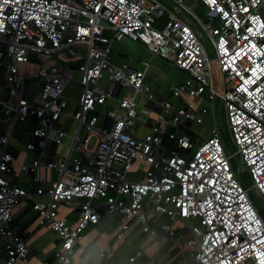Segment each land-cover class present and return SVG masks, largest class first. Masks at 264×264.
Returning <instances> with one entry per match:
<instances>
[{
    "label": "built area",
    "instance_id": "1",
    "mask_svg": "<svg viewBox=\"0 0 264 264\" xmlns=\"http://www.w3.org/2000/svg\"><path fill=\"white\" fill-rule=\"evenodd\" d=\"M125 37L186 74L170 97L154 94L149 63L113 62V46ZM31 81L38 91L27 88ZM1 84L4 264L31 255L23 233L10 228L23 201L59 240L54 261L41 264H73L78 252L108 264L114 248L93 253L83 244L100 211L121 218L117 241L136 223L148 239L168 241L183 264H264V219L250 197L255 191L264 202V0H0ZM217 100L234 154L224 146ZM18 125H33L24 144ZM68 137L65 159L48 156L49 144ZM12 145L38 153L19 173ZM235 157L252 187L241 184ZM62 204L76 211L75 225L61 217ZM155 216L164 220L153 223ZM142 257L139 250L120 264Z\"/></svg>",
    "mask_w": 264,
    "mask_h": 264
},
{
    "label": "crops",
    "instance_id": "2",
    "mask_svg": "<svg viewBox=\"0 0 264 264\" xmlns=\"http://www.w3.org/2000/svg\"><path fill=\"white\" fill-rule=\"evenodd\" d=\"M66 1L69 2V0ZM74 1L75 4H79L81 2V0ZM141 45L143 48L138 54H130L122 45H119V43L115 44L113 47L115 48L117 54L114 55L113 62L115 64H123L127 62L130 63V65H132L133 67L139 69L143 68L144 63H149L150 66L148 68L147 82L152 86L154 94L158 98L170 97L171 89H166L167 84H171V86L173 87L184 82L187 78L186 74H170L166 72L165 67L167 64L166 62H164V59L150 52L149 49L143 44ZM33 61L36 63L40 62L38 58ZM171 70L178 71L173 68H171ZM153 78L154 81L151 82V79ZM75 83L78 87L79 81H76ZM0 88V90L6 94V84H1ZM2 88H5V90H2ZM27 88L31 92L38 91L33 81L27 83ZM76 90L78 94L79 92L81 93L80 88H75V91ZM33 101L37 102V100L34 98ZM75 126V124L71 125L68 130L69 134L72 135ZM32 127L33 125H18L15 130V138L20 140V142L24 144L26 132L28 130H31ZM70 144L71 139L68 137L65 140V145L55 146L53 144H49L46 152L48 156L65 159L68 153V145ZM9 151L16 157L14 167L16 172L18 173L20 172L22 165H24L25 163H30L38 156V153L36 152L28 154V152L22 145H12L10 146ZM44 173L46 174V177L50 179L53 178L52 175L48 174V172ZM29 180V177L24 176L21 185L24 186V188H27ZM12 181L14 182V180ZM60 215L70 224H76L77 213L75 210H70L64 204H62L60 208ZM100 216V225L85 232L83 244L87 246V248L93 253L95 252V250L104 251L108 247L114 248V253L108 259V264H120L122 261L134 255L139 250L143 252V257L140 259L139 264L150 259H155L156 264H183V262L178 261L177 257H175V255L173 254V250L168 241L148 239L147 236L143 234L141 227L136 223L132 224L131 230L124 240L117 241L116 234L122 222L121 218L109 217L105 214L104 211H100ZM159 219L160 221L164 220L162 218ZM159 219L157 218V216H155L151 218V221L154 223L155 221H159ZM182 226L183 224L181 222L176 224L177 228H180ZM10 228L16 230L19 233H23L25 240L31 250L30 258L24 264H41L42 260L54 261L55 252L59 246L58 237L49 228L39 225L38 216L31 210L29 202L23 201L15 209L14 218L10 224ZM5 258V253L0 252V264L5 263ZM73 264H94V262L90 259H85L83 253L78 252L73 258Z\"/></svg>",
    "mask_w": 264,
    "mask_h": 264
},
{
    "label": "rangeland",
    "instance_id": "3",
    "mask_svg": "<svg viewBox=\"0 0 264 264\" xmlns=\"http://www.w3.org/2000/svg\"><path fill=\"white\" fill-rule=\"evenodd\" d=\"M69 2L72 3V4H75L74 0H69ZM192 19H193L194 22L197 23V25L199 26L200 30L204 33L206 38H208L207 33L204 31L203 26L199 23V21L196 20L193 17H192ZM118 43H119V45H122L125 48V50L128 51L130 54H138L140 52V50L143 48L142 45L139 42L131 40L128 37H125L121 42H118ZM207 48H208L209 52L211 53L212 47H211L210 44L207 45ZM86 49H87V47H84L83 51H86ZM211 56H213L212 53H211ZM164 62H166V64H167L166 67H165V71L166 72H168L170 74L171 73H173V74L183 73L185 75L184 72L171 70V68H169L170 67L169 66V61L164 60ZM213 73H214V83H215L216 87H218V82H219V79H218V67L216 66V64H214V66H213ZM153 81H154V78L151 79V82H153ZM171 87H172L171 84H167V88L166 89L170 90ZM2 90H5V88H2ZM79 94H80V92H79ZM78 99H77V101H78ZM214 105L216 107V114L218 116V126L220 127L221 132H222V137L224 139L225 149H226L228 154L229 153L230 154H234V153H236V150L232 146L231 140H229L230 133H229V130H228V125H227V119H226L225 111L222 108V106H221V104H220V102L218 100L216 102H214ZM138 111H139V114H140L141 110L139 109ZM147 120H148V118L145 117V118L142 119V122L146 123ZM194 128L197 131H200V132H202V130H203L202 127H198V126H194ZM83 136H84V133H83L82 137ZM231 164H232V167L235 170L236 174H239V172H241L239 174L240 177H241V184H243L247 188L252 187V181H251L248 173H246L244 170L239 171L240 157L232 158L231 159ZM250 197H251V200H252L254 206L258 209V212L260 213V215L264 219V202L261 200L260 196L255 191H253L250 194ZM0 248H1V246H0Z\"/></svg>",
    "mask_w": 264,
    "mask_h": 264
},
{
    "label": "trees",
    "instance_id": "4",
    "mask_svg": "<svg viewBox=\"0 0 264 264\" xmlns=\"http://www.w3.org/2000/svg\"><path fill=\"white\" fill-rule=\"evenodd\" d=\"M229 140H230V137H229Z\"/></svg>",
    "mask_w": 264,
    "mask_h": 264
}]
</instances>
